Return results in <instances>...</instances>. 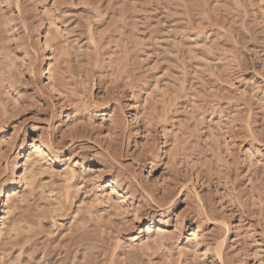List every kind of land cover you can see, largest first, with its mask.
I'll return each instance as SVG.
<instances>
[{"label": "clouds", "instance_id": "clouds-1", "mask_svg": "<svg viewBox=\"0 0 264 264\" xmlns=\"http://www.w3.org/2000/svg\"><path fill=\"white\" fill-rule=\"evenodd\" d=\"M0 264H264V0H0Z\"/></svg>", "mask_w": 264, "mask_h": 264}]
</instances>
